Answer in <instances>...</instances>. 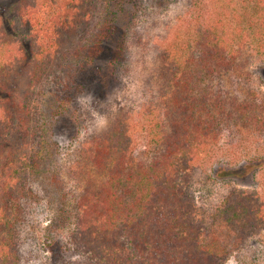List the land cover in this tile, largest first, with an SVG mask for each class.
<instances>
[{"label": "trees", "instance_id": "1", "mask_svg": "<svg viewBox=\"0 0 264 264\" xmlns=\"http://www.w3.org/2000/svg\"><path fill=\"white\" fill-rule=\"evenodd\" d=\"M142 1L0 6V264H20L21 202L33 194L30 181L51 154L44 84L65 69L77 76L122 50L128 18ZM208 2L201 24L164 38L162 58L169 65L156 81V101L142 109L145 150H136L116 120L85 141L69 166L80 186L70 234L75 264H225L244 232L264 226V201L256 196L233 192L202 216L192 190L196 170L213 159L227 124L264 129V100L252 92L228 101L209 85L216 78L222 85L224 72L240 70L245 45L264 58V0ZM52 182L61 184L55 175ZM60 210L62 219L47 229L69 221Z\"/></svg>", "mask_w": 264, "mask_h": 264}, {"label": "rangeland", "instance_id": "2", "mask_svg": "<svg viewBox=\"0 0 264 264\" xmlns=\"http://www.w3.org/2000/svg\"><path fill=\"white\" fill-rule=\"evenodd\" d=\"M16 1L0 0V6ZM142 2L128 18V36L122 50L87 64L77 76L73 69H65L42 88L51 154L30 181L33 194L21 202L24 209L17 240L20 264H75L79 256L70 234L74 196L80 186L68 169L77 159L78 149L119 120L136 142V150H145L149 139L142 109L156 101V81L164 66L169 65L162 58L164 38L175 28L184 34L185 26L201 24L209 13L208 0ZM241 58L239 63L244 65L240 70L224 72L222 85L217 78L212 79L210 91L222 89L228 101L234 102L253 92L254 100L261 102L264 58L247 45L242 47ZM227 128L213 159L199 167L194 176L192 190L202 216L212 213L233 192L264 201V129L259 130L257 125L234 129L230 124ZM54 175L61 183L58 188L52 182ZM61 207L69 221L47 229L50 222L62 219ZM246 233L225 264H264V226Z\"/></svg>", "mask_w": 264, "mask_h": 264}]
</instances>
